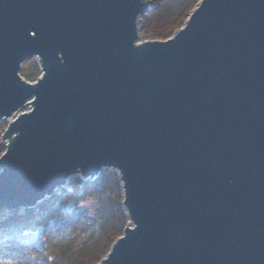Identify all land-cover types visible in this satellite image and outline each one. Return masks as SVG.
<instances>
[{"label": "water", "instance_id": "1", "mask_svg": "<svg viewBox=\"0 0 264 264\" xmlns=\"http://www.w3.org/2000/svg\"><path fill=\"white\" fill-rule=\"evenodd\" d=\"M0 0V209L116 169L132 224L98 264H264V0ZM39 57L34 84L18 74Z\"/></svg>", "mask_w": 264, "mask_h": 264}, {"label": "trees", "instance_id": "2", "mask_svg": "<svg viewBox=\"0 0 264 264\" xmlns=\"http://www.w3.org/2000/svg\"><path fill=\"white\" fill-rule=\"evenodd\" d=\"M145 1L149 9L140 19L139 39L165 40L199 0ZM31 63V71L20 75L33 82L39 69ZM122 198L116 172L102 169L95 179H68L33 207L1 208L0 258L13 264H97L126 225Z\"/></svg>", "mask_w": 264, "mask_h": 264}, {"label": "rangeland", "instance_id": "3", "mask_svg": "<svg viewBox=\"0 0 264 264\" xmlns=\"http://www.w3.org/2000/svg\"><path fill=\"white\" fill-rule=\"evenodd\" d=\"M198 3V2H197ZM142 41H144V40H140L139 39V42H142ZM37 57H33V58H31V59H29V60H27V61H24V63H22L21 64V68H20V70H19V72H18V74L20 75V72L22 71L23 72V70L25 71V72H30L31 71V67H32V63L31 62H33V63H35L36 65H38V60L36 59ZM30 63H31V65H30ZM20 77L23 79V80H25L21 75H20ZM37 80V79H36ZM35 80V81H36ZM26 81V80H25ZM35 81H33V82H30V81H26V82H28V83H30V84H34V82ZM29 110H31V106L30 105H24L20 110H18L17 111V113H14L13 115H11L9 118H6V119H3V120H1L0 121V137L3 135V133H4V131H5V129H6V126L9 124V121H12L17 115H19V114H22V113H26V112H28ZM8 142V140L7 139H0V144H2L3 143V145H5V143H7ZM4 149L5 148H1V151H0V156L3 154V152H4ZM103 169H110V170H112V171H114V172H116V174H117V176L119 177V173H118V171L115 169H111V168H103ZM102 170V169H101ZM100 170V171H101ZM100 171H99V173H100ZM0 172H1V170H0ZM98 175V174H97ZM96 175V176H97ZM74 176H78V178L80 179V180H87V179H83V178H81L80 177V174L78 173V174H76V175H74ZM74 176H72V177H74ZM96 176L94 177V178H91V179H95L96 178ZM72 177H70V178H72ZM69 178V179H70ZM91 179H89V180H91ZM122 185V184H121ZM59 188H62V187H59ZM58 190H55L49 197H51V196H53L56 192H57ZM121 191H122V189H121ZM122 197H123V195H122ZM47 198V197H46ZM122 200H123V198H122ZM27 208H29V207H27ZM123 209H124V207H123ZM124 211H125V209H124ZM125 213H126V211H125ZM126 217H127V215H126ZM128 218V217H127ZM129 227V226H132V224H131V222H130V220L129 219H127V222H126V225H125V227ZM124 227V228H125ZM122 234H123V232H122ZM121 234V235H122ZM116 240V239H115ZM114 240V241H115ZM114 243V242H113ZM112 243V244H113ZM111 247V246H110ZM110 249V248H109ZM109 252V250L107 251V253ZM106 253V254H107ZM105 254V255H106ZM104 255V256H105ZM104 256L102 257V258H104ZM102 258H101V260H102ZM100 260V261H101ZM99 261V262H100ZM98 262V263H99ZM97 263V264H98Z\"/></svg>", "mask_w": 264, "mask_h": 264}, {"label": "bare ground", "instance_id": "4", "mask_svg": "<svg viewBox=\"0 0 264 264\" xmlns=\"http://www.w3.org/2000/svg\"><path fill=\"white\" fill-rule=\"evenodd\" d=\"M198 2H199V1H198ZM146 3H147V2H146ZM197 4H198V3H197ZM197 4H196V5H197ZM147 5H148V7H149V4H148V3H147ZM196 5L193 7V9L196 7ZM193 9H192V10H193ZM192 10H191V11H192ZM146 13H147V12H146ZM146 13H145V14H146ZM185 21H186V20H185ZM185 21L183 22V24L181 25V27H180L179 29L182 28V26L184 25ZM139 23H140V21H139ZM138 27H139V25H138ZM179 29L175 30V31L172 33V35H173L176 31H178ZM172 35H171V36H172ZM171 36H170V37H171ZM170 37H169V38H170ZM169 38H168V39H169ZM165 40H167V39H165ZM165 40H157V41H165ZM144 41H155V40H144ZM142 42H143V41H142ZM35 57H37V56H35ZM36 59L38 60L37 62H38V69H39V75H38V77H37V79H38V78L41 76V74H42V70H41V66H40L39 57H37ZM23 63H24V62H23ZM36 81H37V80H36ZM36 81H35V82H36ZM29 102H30V100H28L25 104L27 105V103H29ZM28 105H30V104H28ZM30 106H31V105H30ZM22 107H23V106H22ZM19 110H20V109H19ZM31 110H32V106H31ZM29 111H30V110H29ZM29 111H28V112H29ZM15 113H17V112H15ZM12 115H13V114H12ZM17 116H18V115H17ZM17 116H16V117H17ZM16 117H15V118H16ZM6 118H9V117H4L3 119H6ZM15 118H14V119H15ZM3 119H1V120H3ZM1 120H0V121H1ZM7 144H8V142L5 143V145H3V143L0 144V148H2V149L5 148V149H6V148H7ZM5 149H4V151H5ZM0 157H1V156H0ZM1 172H2V170H1ZM1 172H0V173H1ZM77 177H78V176H77ZM83 179H84V178H83ZM66 183H67V182H66ZM66 183H65V185H66ZM56 190H59V188H57ZM122 195H123V192H122ZM42 200H43V199H42ZM42 200H41V201H42ZM38 202H40V201H38ZM38 202H37V203H38ZM37 203H36V204H37ZM10 210H16V209H10ZM129 227L132 228L133 226H129Z\"/></svg>", "mask_w": 264, "mask_h": 264}, {"label": "snow or ice", "instance_id": "5", "mask_svg": "<svg viewBox=\"0 0 264 264\" xmlns=\"http://www.w3.org/2000/svg\"><path fill=\"white\" fill-rule=\"evenodd\" d=\"M0 264H13V261L0 258Z\"/></svg>", "mask_w": 264, "mask_h": 264}]
</instances>
